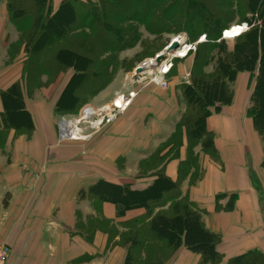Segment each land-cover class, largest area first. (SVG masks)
I'll return each mask as SVG.
<instances>
[{
  "label": "crops",
  "instance_id": "1",
  "mask_svg": "<svg viewBox=\"0 0 264 264\" xmlns=\"http://www.w3.org/2000/svg\"><path fill=\"white\" fill-rule=\"evenodd\" d=\"M26 60L9 0H0V114L5 108L2 93L19 83L32 118L31 128L21 131L4 127L0 119V243L12 247L8 264H124L126 250L117 241L131 227L149 220L146 209L129 208L118 215L121 205L92 198L89 188L103 179L144 190L154 180L152 172L161 167L177 180L182 162L190 157L187 134H182L178 156L148 175L139 172L146 156L139 117L119 119L89 143L58 146L55 105L66 73L58 76L62 85L51 109L47 93L52 85L37 87L36 92L44 94L42 100L28 95V87H33L27 85ZM254 86L255 74H236L231 101L206 119L217 154L196 145L188 175L180 183L182 196L200 211L204 226L220 237L217 249L222 259L214 264H228L248 252L264 259V138L248 114ZM171 119L175 125L176 117L160 121L162 131L171 129ZM194 173L199 176L191 181ZM91 221L104 227L90 229ZM201 261L200 254L181 245L164 264Z\"/></svg>",
  "mask_w": 264,
  "mask_h": 264
},
{
  "label": "trees",
  "instance_id": "2",
  "mask_svg": "<svg viewBox=\"0 0 264 264\" xmlns=\"http://www.w3.org/2000/svg\"><path fill=\"white\" fill-rule=\"evenodd\" d=\"M27 1L9 0L13 22L19 24L22 19L31 18L30 29L23 40L27 54L24 68L26 79L31 85L36 81L38 66L35 61L44 64L42 69L47 73L51 71L40 57L45 50H51L59 43L61 47L57 49L55 58L57 66L61 67L57 71L66 73L70 68L72 69L56 101L55 109L60 113H66L71 111L70 108L78 106L80 103L78 97L81 94L92 93L111 80L110 67L114 62L113 55L139 40L140 33L137 25L146 26L152 33H162L167 30L169 20L178 16L187 21L185 28L190 37L207 31L206 37L210 41L222 36L221 32L224 31V28L216 30L193 23L200 17V12L208 16L211 12L207 11L198 0H88V2L61 0L55 9H52L51 0H30L32 6H27ZM202 1L208 6V1ZM246 5L249 8L261 5L262 22L259 25H251L247 31L234 38H229L236 39L235 46L225 58H218L217 64L221 75L217 74L213 79L197 80L196 89L190 90L187 87L185 90L187 96L192 95L188 102L195 100V108L191 107L192 111L184 117L182 124L186 127L189 151L193 145L200 144L204 152L212 156L217 154L213 134L206 127V119L232 99V88L222 77L226 76V79L233 82L240 71L255 74V86L248 114L255 128L264 138V3L261 0H247ZM227 8L224 13L228 11ZM214 17L212 24L217 20L216 16ZM86 29L93 31L95 36H81L77 39V43L74 42L72 39L74 34L80 31L83 33ZM70 38L74 44H78L76 49L63 47V42ZM190 53L191 51L188 55ZM211 59L213 60V57H209L208 60ZM90 68L95 70L89 71ZM84 77L86 79L90 77L94 81H84ZM89 81L90 85L87 86ZM84 88L86 90H82ZM2 98L5 106L0 114L2 125L14 127L18 131L30 129L32 118L25 110L20 84L16 83L4 91ZM189 159H192L191 154L182 162L177 180L169 177L161 167L151 174L154 180L144 190L133 189L130 185L123 186L103 179L90 186L89 195L92 198L100 201H114L121 205L118 215L129 208L144 207L146 209V217L149 220L136 224L128 233L122 234L124 238L126 235L128 245L124 264H137L141 259L143 260L134 255L140 254V251L133 252V250L135 248L136 251L137 249L145 250L147 247L150 250L151 246H146L150 239L171 246L174 250L185 245L192 252L201 255L202 263L199 264H214L221 261L222 257L217 249L219 235L204 226L200 211L181 194L182 168L187 167L188 171V166L192 162L190 160L188 164ZM262 167L264 168V158ZM168 203L171 211L167 212L163 209L155 211L156 208ZM149 254L147 263L164 264V254L158 248L154 247ZM228 264H264V259L257 252H248L230 260Z\"/></svg>",
  "mask_w": 264,
  "mask_h": 264
},
{
  "label": "rangeland",
  "instance_id": "3",
  "mask_svg": "<svg viewBox=\"0 0 264 264\" xmlns=\"http://www.w3.org/2000/svg\"><path fill=\"white\" fill-rule=\"evenodd\" d=\"M51 1L52 9L57 8L59 3L61 2L60 0ZM81 1L88 2V0ZM198 1L200 2V4H203L207 11H211L210 13L208 12L209 16L204 14L203 12H200V17H198L197 20L193 21V23L198 26H204L205 28L212 27L216 30L217 28L218 30L219 28L229 30L231 27L242 25L241 23L243 22L249 23V26L259 25L262 22L260 18V13L262 11L261 5H258L257 7L251 6L249 8L246 5L247 0H205L206 2L208 1V6H206L204 1L202 0ZM261 1L264 3V0ZM27 3V6H32L30 4V0H28ZM225 6L228 7V11L226 13H224L226 10ZM214 16H216L217 22L215 21L214 24H212L213 18H215ZM30 20L31 18L22 19L20 23L17 24L18 30L21 32L22 35V41L25 40V38L27 37V33L30 29ZM185 22L187 23L185 19H181L177 16L176 18L169 20L167 25L168 28L166 31L157 34L148 31L146 26L142 24L137 25L140 33L139 40L135 44L127 47L124 50L118 51L116 54L113 55L114 62L113 65L110 67L112 72L111 80L108 81L105 86L94 90L95 92L92 91V93L88 92L87 94H81V96L78 97L80 98V103L75 108H70L71 111H66V113H60L56 111L58 113L56 115L57 130L58 120L62 115L77 119L82 115L83 110L85 108L92 107L93 109H97L104 105L111 104L112 101L118 95H121L123 93L127 95L131 91H135L136 97L133 98L128 108L123 113H121L119 117L115 119L112 123L103 126L100 130L94 133L92 132L93 135L89 140L59 141L57 136V145L63 146L65 144L72 143L73 141L83 142V144L89 143L93 140L96 135L105 132L107 127L114 125L113 123L118 122L119 119H134L135 117H139V121L140 123L142 122L141 124L144 128V148H146V156L140 161L141 163L139 167L141 171L139 172L143 173L144 175H148L149 172L153 169L160 168V166L165 160L177 155L178 149L182 143V134L186 132V127L182 125L184 123V117L190 111H192V108H195V100L189 103L188 100L192 98V95L189 94L187 96L185 90L187 89V87H189L190 90L196 89L198 87L197 80L213 79L215 78V76H217V74L221 75L222 73L220 72V69L217 64L218 58H225L227 55H229L233 51L236 41V39L224 40L221 38V35L218 38L209 41V38L206 37L207 31H202L199 34L195 35V37H190L187 28H185ZM80 32L75 33L72 37V39L76 43L77 39L79 37L81 38V36H95V33L93 31H89L88 29L84 30L83 33ZM178 36L180 38H183V40L186 42L194 43L196 48L193 49L187 57H171V62L173 65L170 72L165 75V79L168 83L166 88H163L160 85L155 84L154 82H149L150 73L148 69H143L140 72H136V68L138 66H143L144 64H147L149 59L156 57L157 54L162 52L165 46H167L174 38V40H176V37ZM76 43L74 44L70 38L69 40L63 42V47L66 46L69 48L76 49L78 47V44ZM60 47L61 43H59L56 47L52 48L51 50H45L42 56L40 57V60H44L43 62L46 63L49 69L51 70L48 71L50 74L47 73L46 70L42 69L44 64L40 63V61H35L38 66L37 77H35L36 81L32 83L33 88L28 87V95L32 99L42 100L44 94L39 92L37 93V87L47 89L48 87H50L49 85H52L51 89L47 93V95H49L50 102L49 108L51 109L52 101H54V98L56 94L59 93L60 86L62 85L60 81V84L58 82V76L61 74L62 71H57L61 66H57L58 63L55 58L57 49ZM173 51L174 49L172 51L166 52L165 59L166 57L170 58V56L173 54ZM209 57H213V60H208ZM164 60H162L160 63L155 62L154 64L157 68H159L158 66L163 63ZM150 68L151 66L149 67V69ZM71 70L72 69L70 68L68 72H66L65 77L63 78L62 82L64 83V85L66 84L69 78ZM93 70H95V68L89 69V71ZM222 78H225V80H227V84L229 83L228 85L231 88L233 82H231L229 79H226V76ZM83 80H92V82L94 81V79H91L90 77H87V79L84 77ZM89 83L90 81L87 83V86L90 85ZM28 84L29 81L27 85ZM82 90L86 89L84 88ZM149 116H153L155 118L149 119ZM175 117L177 119L176 124L174 125V121H172L171 119V129H168L165 132L162 131L160 121H165L166 118L175 119ZM88 130L89 128L87 129V131ZM195 146L196 144L193 145L191 151H189V156L191 153L194 155L196 149ZM200 148L202 150V146H200ZM190 160L191 159H189L188 164ZM182 171V178H184L187 175V167H183ZM130 173L133 174L134 172ZM153 173L154 172H152V174ZM198 176L199 173L192 174L191 181H195ZM170 208L171 207L169 205L168 207H164L163 210L169 212L171 211ZM90 224V229L95 225H100L101 227H104V224H100L99 221H91ZM126 233H128V231H125V234ZM148 242L149 243L146 244V246L150 245V250H148V247L145 250L137 249L138 251H136V248L133 250V252L140 251V254L135 253L134 255L138 256V258H143V260L141 259L139 262H137V264H149L147 263L148 256H150L149 253L154 247L158 248L160 252H163L164 255H162L163 257H165V260L168 259L174 251L171 246L160 244L154 240L150 239ZM117 244L126 250L125 255H127L128 245L126 241V235L125 238L121 237L120 240L117 241ZM153 245L155 246L152 247ZM146 251L150 252L145 253Z\"/></svg>",
  "mask_w": 264,
  "mask_h": 264
},
{
  "label": "built area",
  "instance_id": "4",
  "mask_svg": "<svg viewBox=\"0 0 264 264\" xmlns=\"http://www.w3.org/2000/svg\"><path fill=\"white\" fill-rule=\"evenodd\" d=\"M241 33L247 31L250 26L249 23L243 22ZM227 30L222 32V39H229L226 37ZM179 37V36H178ZM176 37V38H178ZM180 38V37H179ZM175 39V38H174ZM173 39V40H174ZM179 46L174 49L172 52L173 54L170 58L166 57L163 63H161L157 68L155 63V59L152 63L144 64L148 65L144 70L148 69L149 75V82H154L157 85H160L163 88H166L168 83L165 79V75L168 74V70L172 68V58H184L190 51L196 48L194 43L191 42H184L182 44V49L186 48V54L183 56L181 52H178ZM172 57V58H171ZM167 64V65H166ZM153 68H150V66ZM136 96L135 91H131L129 94H121L118 95L111 104L104 105L97 109H93L92 107L85 108L83 110L82 115L77 118H70L66 115H62L58 120V139L59 141L64 140H89L93 133L100 130L103 126L112 123L115 119L119 117L121 113H123L133 98ZM89 130L87 131V129ZM93 132V133H92ZM11 253V247L7 243H0V264H8L9 257Z\"/></svg>",
  "mask_w": 264,
  "mask_h": 264
},
{
  "label": "bare ground",
  "instance_id": "5",
  "mask_svg": "<svg viewBox=\"0 0 264 264\" xmlns=\"http://www.w3.org/2000/svg\"><path fill=\"white\" fill-rule=\"evenodd\" d=\"M242 28V25H237L236 27H231L229 30H227V32H226V37H236V36H238L239 34H241V29ZM176 40L177 41H179V44H181V46L179 47V49H178V52H181V54L184 56L185 54H186V48L185 49H182V44L185 42L184 40H183V38H176ZM188 55V54H187ZM186 55V56H187ZM155 59V57L154 58H152V59H149L148 60V63L150 64V63H152L153 62V60ZM167 65V64H166ZM151 68H153V66L151 65ZM170 70H171V68L168 70V73L170 72ZM128 108V107H127Z\"/></svg>",
  "mask_w": 264,
  "mask_h": 264
},
{
  "label": "water",
  "instance_id": "6",
  "mask_svg": "<svg viewBox=\"0 0 264 264\" xmlns=\"http://www.w3.org/2000/svg\"><path fill=\"white\" fill-rule=\"evenodd\" d=\"M178 45H179V42L177 40H172L167 46H165V48L162 50L161 53L156 55L155 62L160 63L162 60L165 59L166 52L172 51L173 49L177 48ZM146 67H148V65L138 66L136 68V72H140L143 69H145Z\"/></svg>",
  "mask_w": 264,
  "mask_h": 264
}]
</instances>
